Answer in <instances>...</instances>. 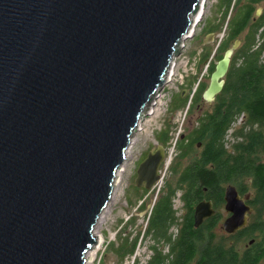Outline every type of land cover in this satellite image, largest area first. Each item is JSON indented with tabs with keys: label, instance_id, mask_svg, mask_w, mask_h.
Here are the masks:
<instances>
[{
	"label": "water",
	"instance_id": "95a60500",
	"mask_svg": "<svg viewBox=\"0 0 264 264\" xmlns=\"http://www.w3.org/2000/svg\"><path fill=\"white\" fill-rule=\"evenodd\" d=\"M203 1L0 0V264H86L125 152ZM241 44L218 62L204 106ZM166 157L162 145L149 151L138 188L155 187ZM234 195L229 186L228 205ZM211 214L210 203L198 205L196 227ZM246 221L225 226L236 232Z\"/></svg>",
	"mask_w": 264,
	"mask_h": 264
},
{
	"label": "trees",
	"instance_id": "16d2710c",
	"mask_svg": "<svg viewBox=\"0 0 264 264\" xmlns=\"http://www.w3.org/2000/svg\"><path fill=\"white\" fill-rule=\"evenodd\" d=\"M218 2L222 11L219 23L204 29L208 36L220 33L226 27L225 37L220 44L216 41L214 46L201 48L200 63L208 65V82H203V78L198 81L197 77L192 83V87L197 85L195 91L191 88L186 97H182L183 93L178 94L184 106L188 107V113L201 110L203 94L225 52L236 40H241L242 44L231 59L224 88L216 97L211 111L199 118L193 130L176 140L175 148H178L179 154L172 166L175 179L166 181L159 192L145 232L127 237L117 247V254L122 260L134 256L144 238L150 237L155 244L147 264H240L237 259L233 261L223 247H218L221 245L213 243L211 232L205 233L202 227H196L194 214L201 198L212 197L214 188L219 184L217 181L233 183L247 177L264 178V171L255 173V161L252 163L249 158L256 155V152L249 151L250 147L264 146V142L260 143L264 140V31L260 32L264 27V0ZM258 9H262L260 16H257ZM259 33L263 38L261 44H257ZM241 119L240 125L233 130L235 142L231 151L226 148L225 137ZM170 133L165 131L161 134L160 143L165 148L170 141ZM199 145H202L200 150ZM186 160L187 165L181 166ZM140 190L148 197L149 191ZM178 193H181L183 203L180 215L174 206ZM145 207L143 200L139 209L144 210ZM204 233L206 238H202ZM162 246H167L168 252L161 249Z\"/></svg>",
	"mask_w": 264,
	"mask_h": 264
},
{
	"label": "rangeland",
	"instance_id": "374dc122",
	"mask_svg": "<svg viewBox=\"0 0 264 264\" xmlns=\"http://www.w3.org/2000/svg\"><path fill=\"white\" fill-rule=\"evenodd\" d=\"M201 10L204 11L202 20L196 25L194 35L184 40L181 56L173 64L169 81L164 90L159 93V99L155 102L154 109H152L155 114L146 116L141 123L140 130L134 136L133 148L128 154L129 157L125 160V162L127 161L126 171L120 177V183L111 196L112 204L108 206L99 226L94 230L97 237L96 243L101 242L98 254L94 258H90L91 260L86 261V264H138V262L147 264L153 255L152 246L155 242L150 237L144 238L134 256H127L124 260L120 259L116 250L127 237H136L138 234L145 232L152 205L156 202L159 192L164 188L166 181L175 179L172 166L178 160L179 154L178 148H175L176 140L193 130L197 126L199 118L206 112L211 111L213 104H208L203 105L201 110L196 109L190 114L187 112L188 107L184 106L183 101L178 96L181 93H185L184 97L188 96L191 88L195 91L197 85L192 87V83L197 77L198 81L203 78V82H208V65L201 64L200 58L202 56L201 48L205 46L204 42L212 38L208 37L209 35L206 36L207 33H205L204 28L211 24L217 25L222 11L218 0H204ZM262 29V31L260 30L261 33L264 31V27ZM225 30L226 27L222 32L216 34L213 42L207 45L214 46L217 44L216 41H219L220 44L225 37ZM261 33L258 34L257 44L263 41ZM239 125V122L236 123L234 128ZM165 131L171 133L169 136L170 141L167 148H165L167 157L160 167L161 179L155 185L156 187L149 191L148 197H145V193L135 184L137 170L145 160L142 161L146 153L162 145L160 143L162 141L161 134ZM234 142L233 132L229 130L225 137L226 148L232 150ZM198 148L200 150L202 145H199ZM186 165L187 160L181 163V166ZM180 198L181 193H178L174 200L178 215L183 213V203ZM143 200L146 206L144 210L139 209V205ZM174 232H176V228ZM161 249L168 252L167 246H162Z\"/></svg>",
	"mask_w": 264,
	"mask_h": 264
},
{
	"label": "flooded vegetation",
	"instance_id": "af4514ba",
	"mask_svg": "<svg viewBox=\"0 0 264 264\" xmlns=\"http://www.w3.org/2000/svg\"><path fill=\"white\" fill-rule=\"evenodd\" d=\"M263 142L264 140L260 141ZM249 151L256 152V155L249 157L252 163L255 161V173L264 171V146L250 147ZM217 182L219 184L214 188L212 197L201 198L196 205L210 203L212 210V214L197 228L202 227L201 230L205 233L211 232L213 243L221 245L218 247H223L233 261L237 259L240 264H264V178L247 177L233 183ZM229 186L235 187L238 200L234 195L233 201L228 205L226 193ZM244 214L247 218L244 227L230 232L225 226L226 221ZM205 233L202 238H206Z\"/></svg>",
	"mask_w": 264,
	"mask_h": 264
},
{
	"label": "bare ground",
	"instance_id": "6f19581e",
	"mask_svg": "<svg viewBox=\"0 0 264 264\" xmlns=\"http://www.w3.org/2000/svg\"><path fill=\"white\" fill-rule=\"evenodd\" d=\"M203 13H204V11L203 10H201V12H199L197 15H196V17H195V19H194V25H193V28H192V30H191V33L189 34V37H192L193 35H194V33H195V27H196V25L197 24H199L200 23V21L202 20V16H203ZM148 114H155V112L153 111L152 112V110L148 113ZM140 126H141V124H140ZM139 126V127H140ZM133 145H134V140H132V144L128 147V149L126 150V152H125V160L127 159V157H129V152L131 151V149L133 148ZM125 160H124V162H125ZM127 162V161H126ZM126 162L124 163V169L123 168H120L119 169V171L117 172V177H116V179H115V184H114V187L115 188H113V190L115 191V189L117 188V186H118V184L120 183V177L125 173V171H126ZM113 193H115V192H113ZM113 195V194H112ZM105 213V212H104ZM103 217V216H102ZM102 217L98 220V226H99V224H100V222H101V219H102ZM94 238H96V240H97V237H96V235H95V231H94ZM98 243V244H97ZM96 244H97V246H96V248L93 250V252H90L89 254H88V256H87V258L85 259V262L86 261H88L90 258L92 259V258H94L95 257V255L96 254H98L97 252H98V250H99V248H100V245H101V242L99 243V241L97 242ZM90 259V260H91ZM87 263V262H86Z\"/></svg>",
	"mask_w": 264,
	"mask_h": 264
},
{
	"label": "built area",
	"instance_id": "2783aa9c",
	"mask_svg": "<svg viewBox=\"0 0 264 264\" xmlns=\"http://www.w3.org/2000/svg\"><path fill=\"white\" fill-rule=\"evenodd\" d=\"M263 30V29H262ZM261 30V31H262ZM221 39H222V37H221ZM261 44V43H260ZM241 121H242V119L239 121V124L241 123ZM233 128H234V126L232 127V129H231V131L233 132ZM156 187V186H155Z\"/></svg>",
	"mask_w": 264,
	"mask_h": 264
}]
</instances>
